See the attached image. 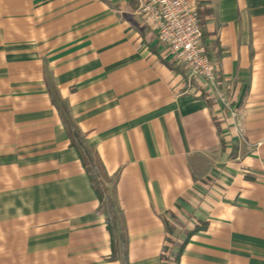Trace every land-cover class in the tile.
Wrapping results in <instances>:
<instances>
[{
  "label": "crops",
  "instance_id": "obj_1",
  "mask_svg": "<svg viewBox=\"0 0 264 264\" xmlns=\"http://www.w3.org/2000/svg\"><path fill=\"white\" fill-rule=\"evenodd\" d=\"M193 2L220 98L139 0H0V264H121L74 132L128 264H264V0Z\"/></svg>",
  "mask_w": 264,
  "mask_h": 264
},
{
  "label": "built area",
  "instance_id": "obj_2",
  "mask_svg": "<svg viewBox=\"0 0 264 264\" xmlns=\"http://www.w3.org/2000/svg\"><path fill=\"white\" fill-rule=\"evenodd\" d=\"M138 13L154 27L169 53L203 79L209 91L220 98L213 66L201 44L202 33L193 0H139Z\"/></svg>",
  "mask_w": 264,
  "mask_h": 264
},
{
  "label": "trees",
  "instance_id": "obj_3",
  "mask_svg": "<svg viewBox=\"0 0 264 264\" xmlns=\"http://www.w3.org/2000/svg\"><path fill=\"white\" fill-rule=\"evenodd\" d=\"M198 21L201 33H203L201 15L199 12ZM71 144L77 151L79 160L99 202L105 206L107 214V229L111 235V259L117 260L121 264H128L127 256L125 254V237L120 228V217L116 210L112 194L107 188V185L102 181L100 168L93 157V153L88 147L86 141L76 132H74L72 136ZM166 228L168 233L171 234V227L166 224ZM166 241L168 245L164 246L162 249L160 264H178L182 246H179L180 249L178 252H174L172 247L176 246V242H174L170 237H167Z\"/></svg>",
  "mask_w": 264,
  "mask_h": 264
}]
</instances>
